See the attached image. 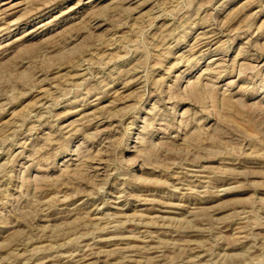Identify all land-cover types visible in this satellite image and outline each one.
Here are the masks:
<instances>
[{
	"label": "rangeland",
	"instance_id": "obj_1",
	"mask_svg": "<svg viewBox=\"0 0 264 264\" xmlns=\"http://www.w3.org/2000/svg\"><path fill=\"white\" fill-rule=\"evenodd\" d=\"M0 264H264V0H0Z\"/></svg>",
	"mask_w": 264,
	"mask_h": 264
},
{
	"label": "bare ground",
	"instance_id": "obj_2",
	"mask_svg": "<svg viewBox=\"0 0 264 264\" xmlns=\"http://www.w3.org/2000/svg\"><path fill=\"white\" fill-rule=\"evenodd\" d=\"M77 258V257H76Z\"/></svg>",
	"mask_w": 264,
	"mask_h": 264
}]
</instances>
